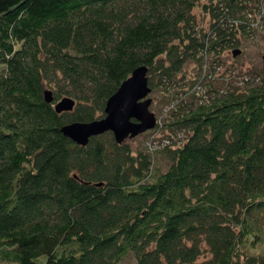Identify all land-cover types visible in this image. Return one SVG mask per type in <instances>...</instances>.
<instances>
[{"label":"trees","instance_id":"trees-1","mask_svg":"<svg viewBox=\"0 0 264 264\" xmlns=\"http://www.w3.org/2000/svg\"><path fill=\"white\" fill-rule=\"evenodd\" d=\"M199 1L0 0V261L264 264L252 252L264 241V79L234 72L217 88L209 75L208 94L191 81L149 130V153L59 131L103 117L138 66L150 89L182 84L186 62L201 67L264 14V0H206L212 21L198 29ZM45 89L73 110L56 113Z\"/></svg>","mask_w":264,"mask_h":264},{"label":"rangeland","instance_id":"rangeland-1","mask_svg":"<svg viewBox=\"0 0 264 264\" xmlns=\"http://www.w3.org/2000/svg\"><path fill=\"white\" fill-rule=\"evenodd\" d=\"M203 4H207V1L200 0L198 5L195 6L192 10L196 22V27L198 29L207 28L212 21L208 12L205 11L202 7ZM260 17L261 13L257 15L258 19H260ZM263 21L264 14L259 21V24L253 25L255 27L254 31H251L249 33H237L235 37L237 44L223 49L217 55L207 53L204 54L201 59V67L199 62H195L193 60H189L188 62H186L182 70L183 75L175 79L176 83L179 78H182L184 76L181 82L182 84L185 83V85L176 83V87L167 90V92L162 88L163 86L152 88L150 93L148 94V97L151 98L149 110L154 113L157 121L159 120V123L162 124V117H164L166 115V111L176 103V99L174 97L175 92H178L180 94L183 90L186 93V95L184 96H187L191 93L190 90L186 91V87L188 88V84L193 80L200 79L199 83L203 80V83H201L200 85L202 86L204 92L208 94L209 92H207L208 90L205 85L204 77H208L209 75L211 77H214V85L217 88L223 87V83L227 82V77H230L229 75H232L231 73L234 72H237V74L239 75L240 73L244 72L254 79H256V77L264 79V39L261 30H259V25L262 24ZM256 28L258 29L256 30ZM233 49L240 50V53L235 57L232 56ZM238 84L240 85V83ZM149 134L150 131H145L134 136L133 138H126L124 141L133 149L143 148L149 153V146L148 143H146ZM153 164L155 168L159 167L162 171L165 167L164 161L160 156H154ZM252 252L264 254V241L257 242ZM0 264L15 263L9 261H0ZM120 264H136V260L132 254L126 253L120 261Z\"/></svg>","mask_w":264,"mask_h":264},{"label":"water","instance_id":"water-1","mask_svg":"<svg viewBox=\"0 0 264 264\" xmlns=\"http://www.w3.org/2000/svg\"><path fill=\"white\" fill-rule=\"evenodd\" d=\"M239 49H233L235 57ZM147 67H136L117 90L106 100L104 116L88 122H69L60 127V132L77 145L85 146L93 136L110 132L118 144L154 128L156 117L149 110L151 89L147 84ZM43 99L50 103L56 113L72 111L75 101L70 96L53 99L51 90L43 91Z\"/></svg>","mask_w":264,"mask_h":264}]
</instances>
